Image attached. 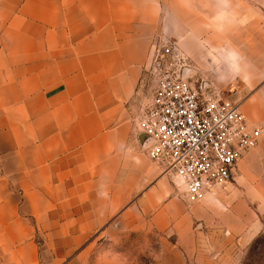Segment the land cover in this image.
Masks as SVG:
<instances>
[{"label":"crops","instance_id":"obj_1","mask_svg":"<svg viewBox=\"0 0 264 264\" xmlns=\"http://www.w3.org/2000/svg\"><path fill=\"white\" fill-rule=\"evenodd\" d=\"M161 35L249 123L264 117V0H0V264H77L114 223L254 235L252 151L192 203L142 148L138 88Z\"/></svg>","mask_w":264,"mask_h":264},{"label":"built area","instance_id":"obj_2","mask_svg":"<svg viewBox=\"0 0 264 264\" xmlns=\"http://www.w3.org/2000/svg\"><path fill=\"white\" fill-rule=\"evenodd\" d=\"M140 87L136 129L145 135L142 148L191 202L229 182L238 160L261 137L240 102L193 78L188 56L168 36L153 42Z\"/></svg>","mask_w":264,"mask_h":264},{"label":"rangeland","instance_id":"obj_3","mask_svg":"<svg viewBox=\"0 0 264 264\" xmlns=\"http://www.w3.org/2000/svg\"><path fill=\"white\" fill-rule=\"evenodd\" d=\"M192 74L194 79H202ZM140 84L138 92L141 99L143 89ZM219 90L234 100L229 90ZM238 102L241 103L240 100ZM250 121L261 127L262 133L258 143L248 150L253 152L248 161L253 164L248 167H252L253 172L259 173V178L264 180V117H254ZM236 168L237 164L229 182L233 180ZM173 184L183 194L176 180ZM257 228L250 239L238 243L203 236L200 225H196L187 236H179V231L114 223L107 233L94 239L79 255L77 264H264V215L260 217Z\"/></svg>","mask_w":264,"mask_h":264},{"label":"water","instance_id":"obj_4","mask_svg":"<svg viewBox=\"0 0 264 264\" xmlns=\"http://www.w3.org/2000/svg\"><path fill=\"white\" fill-rule=\"evenodd\" d=\"M142 138V139H141ZM140 140H142V142H145V135L141 134L140 135Z\"/></svg>","mask_w":264,"mask_h":264},{"label":"bare ground","instance_id":"obj_5","mask_svg":"<svg viewBox=\"0 0 264 264\" xmlns=\"http://www.w3.org/2000/svg\"><path fill=\"white\" fill-rule=\"evenodd\" d=\"M142 144H143V142H142Z\"/></svg>","mask_w":264,"mask_h":264}]
</instances>
